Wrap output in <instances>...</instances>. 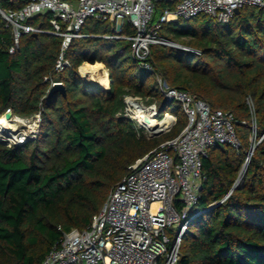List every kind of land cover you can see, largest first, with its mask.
<instances>
[{"label": "trees", "instance_id": "trees-1", "mask_svg": "<svg viewBox=\"0 0 264 264\" xmlns=\"http://www.w3.org/2000/svg\"><path fill=\"white\" fill-rule=\"evenodd\" d=\"M168 5L156 0L153 22ZM115 32V21L89 19L87 36L74 38L66 52L70 65L57 71L62 37L23 34L11 53L13 31L0 14V118L8 110L41 115L36 137L0 142V264H41L64 231L92 223L131 164L187 124L181 104L168 101L133 57L132 41L108 37ZM134 33L126 23L122 34ZM159 35L177 45H152L154 73L213 109L233 112L240 139L239 149L219 144L204 159L197 214L176 264H264V9L245 5L228 21L178 17L164 22ZM88 61L105 63L109 88L81 77ZM52 81H62L65 93L49 96ZM129 93L156 101L159 119L173 105L178 122L166 139L138 134L123 114ZM255 134L259 142L239 180Z\"/></svg>", "mask_w": 264, "mask_h": 264}, {"label": "built area", "instance_id": "built-area-1", "mask_svg": "<svg viewBox=\"0 0 264 264\" xmlns=\"http://www.w3.org/2000/svg\"><path fill=\"white\" fill-rule=\"evenodd\" d=\"M167 1L169 5L155 22L156 0H0V14L13 31L11 53L23 34L48 32L62 37L57 71L70 65L66 52L74 38L87 36L83 27L89 19L115 21L116 32L108 37L131 40L133 57L146 71L154 73L148 60L152 45H177L160 37L164 22L200 14L228 21L236 9L245 5L264 9V0ZM39 16V25L31 22ZM45 21L48 26L43 25ZM126 23L135 29L134 34H122ZM154 74L161 94L181 104L187 124L177 136L131 164L92 223L82 230L64 231L41 264H176L180 258L182 237L197 214L193 207L200 198L204 159L219 144L230 143L239 149L240 139L233 112L213 109L193 91L171 86L161 73ZM59 83L63 82L52 81L51 86ZM124 102V115L140 133L170 131L178 122V116L171 113L173 122L152 132L147 118L159 119L155 101L148 103L142 95L129 93ZM258 142L255 134L246 162Z\"/></svg>", "mask_w": 264, "mask_h": 264}, {"label": "bare ground", "instance_id": "bare-ground-1", "mask_svg": "<svg viewBox=\"0 0 264 264\" xmlns=\"http://www.w3.org/2000/svg\"><path fill=\"white\" fill-rule=\"evenodd\" d=\"M81 72L85 78L89 76L90 81L100 84L101 87L103 88L111 84L112 79L109 75L108 69L104 67L103 62H97L95 64L84 62L81 65ZM109 87L110 85L107 88ZM173 120L174 118L171 113L164 115L163 118L161 119H157L156 117L152 116L150 118H147V123H148L147 125L152 132L160 131L164 129L170 122L172 123ZM35 124L36 126L38 124L37 118L26 119L18 115H12V117L8 118L4 115L0 118V141L19 142V140L22 139V137H25V135L23 136H19L20 134L16 135L15 132L18 129L17 130L15 129L17 127L33 128Z\"/></svg>", "mask_w": 264, "mask_h": 264}, {"label": "rangeland", "instance_id": "rangeland-1", "mask_svg": "<svg viewBox=\"0 0 264 264\" xmlns=\"http://www.w3.org/2000/svg\"><path fill=\"white\" fill-rule=\"evenodd\" d=\"M88 63H90V64H95V63H93V62H90V61H88ZM103 64H104V67H106V65H105V63L103 62ZM107 68V67H106ZM108 69V68H107ZM109 71V70H108ZM79 73H80V75H81V77L83 78V79H85V80H87V81H90V78H89V76H87L86 78L83 76V74H82V72H81V66L79 67ZM149 80H150V82L152 83V84H157L158 82H157V77H156V75L154 74V73H152V74H150L149 75ZM97 85V84H96ZM100 84H98V86H99ZM99 87H101V85L99 86ZM161 93V92H160ZM251 102H253V99H251L250 100ZM154 103H156V105H157V109H158V103L155 101ZM175 105V104H174ZM173 105H168V107L165 109V113L166 112H170V113H173ZM164 113V114H165ZM123 114H124V110H123ZM24 118V117H23ZM26 119H29V118H26ZM171 123V122H170ZM169 123V124H170ZM14 124H15V122H14ZM169 124L166 126V127H168L169 126ZM165 127V128H166ZM181 126H179L178 127V129L180 128ZM18 129V130H17ZM31 129V130H30ZM15 130H17L16 132H15V134L16 135H18V134H20L19 136H23V135H25V137H22V139H20L19 140V142H7V141H1V142H3V143H6V144H8V145H12V144H18V143H23L24 141H26L27 139H29V138H27V137H30V138H34V137H36L37 135H38V133H39V130H40V121L38 120V124H37V126H36V124H35V126L33 127V128H29V127H17ZM32 131V132H31ZM169 131L167 130V131H164V132H162V133H159V134H155V133H143V132H138V134H140V135H145V136H147L148 138H158V137H162V136H164V135H166L167 133H168ZM26 138V139H25ZM163 139H166V137L164 136L163 137ZM21 141V142H20Z\"/></svg>", "mask_w": 264, "mask_h": 264}, {"label": "water", "instance_id": "water-1", "mask_svg": "<svg viewBox=\"0 0 264 264\" xmlns=\"http://www.w3.org/2000/svg\"><path fill=\"white\" fill-rule=\"evenodd\" d=\"M239 12H240V9H239V8L236 9V14L239 13ZM34 34L37 35L38 33H34ZM90 82H91V83H94V82H92V81H90ZM94 84H97V83H94ZM97 85H98V84H97ZM99 86H100V85H99ZM56 91H62L63 93H65L64 84H63V83H59V84H55V85H53V86L50 88V90H49V96L52 95V94H53L54 92H56ZM12 115H13V113H12L11 110H8V111L5 113V116L8 117V118L12 117ZM31 118H32V119L37 118V119L40 121V119H41V115H40V114H35V115H33ZM0 142H1V141H0ZM248 162H249V161H247V162L245 163V165H244V167H243V169H242V171H241V174H240V178H239V180L241 179V177L243 176V174L246 172L247 167H248Z\"/></svg>", "mask_w": 264, "mask_h": 264}, {"label": "crops", "instance_id": "crops-1", "mask_svg": "<svg viewBox=\"0 0 264 264\" xmlns=\"http://www.w3.org/2000/svg\"><path fill=\"white\" fill-rule=\"evenodd\" d=\"M99 62H100V61H99ZM96 63H97V62H96ZM108 72H109V71H108ZM109 85H110V84H109ZM109 85H107L106 88H107Z\"/></svg>", "mask_w": 264, "mask_h": 264}]
</instances>
